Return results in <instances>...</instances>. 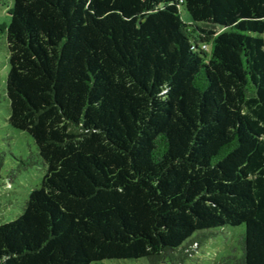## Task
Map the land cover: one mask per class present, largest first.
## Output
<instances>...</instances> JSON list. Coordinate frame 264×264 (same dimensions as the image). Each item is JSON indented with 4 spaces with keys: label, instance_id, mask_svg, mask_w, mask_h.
<instances>
[{
    "label": "trees",
    "instance_id": "16d2710c",
    "mask_svg": "<svg viewBox=\"0 0 264 264\" xmlns=\"http://www.w3.org/2000/svg\"><path fill=\"white\" fill-rule=\"evenodd\" d=\"M9 14L8 121L46 173L0 224V264H184L241 225L229 258L264 264V0H13Z\"/></svg>",
    "mask_w": 264,
    "mask_h": 264
},
{
    "label": "rangeland",
    "instance_id": "374dc122",
    "mask_svg": "<svg viewBox=\"0 0 264 264\" xmlns=\"http://www.w3.org/2000/svg\"><path fill=\"white\" fill-rule=\"evenodd\" d=\"M12 5L13 0H0V224L14 220L23 212L29 194L40 186L46 173V166L33 137L26 131L13 127L8 121L11 108L6 86L10 65L3 30L10 22L9 9ZM182 14L189 21L184 9ZM244 230V225L217 228L214 230L215 234L199 246L184 264H233L234 258L229 257L241 254L240 238ZM105 263L151 264L146 259L107 260Z\"/></svg>",
    "mask_w": 264,
    "mask_h": 264
},
{
    "label": "built area",
    "instance_id": "2783aa9c",
    "mask_svg": "<svg viewBox=\"0 0 264 264\" xmlns=\"http://www.w3.org/2000/svg\"><path fill=\"white\" fill-rule=\"evenodd\" d=\"M206 45H204V47H205Z\"/></svg>",
    "mask_w": 264,
    "mask_h": 264
}]
</instances>
